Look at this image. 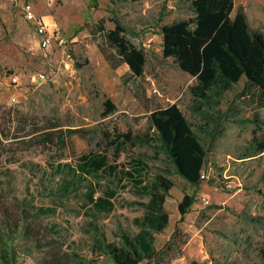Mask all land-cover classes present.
<instances>
[{"label":"rangeland","instance_id":"rangeland-1","mask_svg":"<svg viewBox=\"0 0 264 264\" xmlns=\"http://www.w3.org/2000/svg\"><path fill=\"white\" fill-rule=\"evenodd\" d=\"M25 1L32 2L33 11L50 30L65 37L66 46L40 47L35 23L22 12ZM235 2L232 17L243 8L252 31L264 35V0ZM189 18H193L189 0H0V227L7 219L6 210L18 213V203L53 207L56 214L44 217L43 223L57 225L66 245L94 264H114L96 251L95 240L105 238L119 244L123 233L135 237L140 231L136 220L145 214L138 202L149 198L136 194L129 177L120 184L103 172L100 179L86 177L87 184L100 185L96 198L107 190H117L110 212L98 211L89 203L87 188L61 199L50 191L61 181L58 166L70 163L76 167L85 154H107L109 163L119 166L118 173L133 171L134 163L143 160L150 177L167 164L165 156L155 159L154 150L147 145L122 146L118 154L116 146L107 147L104 132L131 131L143 138L152 134L151 113L174 104L189 120L197 121L191 114L190 88L195 80L173 58L164 57L161 31L165 25ZM116 21L124 25L128 39L147 54L142 77H135L128 65L115 68L107 60L106 54L113 51L103 32L114 29ZM39 73L46 75L45 81L38 80ZM13 74L19 77V87L11 83ZM235 93L226 96L223 108L235 104L244 108L242 117H253L254 108L236 100ZM108 100L117 108L105 118ZM260 117L264 120V109ZM53 122L64 130L84 131L66 138L63 148L19 143ZM253 129L251 123H226L223 138L208 155L207 177L197 202L183 221L179 204L195 188L177 174L171 177L175 186L165 204L170 225L154 234V245L161 249L177 227L189 243L185 255L170 264H214L213 259L227 264H264V159L240 161ZM45 187L49 189L45 191ZM17 260V264H35L23 255Z\"/></svg>","mask_w":264,"mask_h":264},{"label":"trees","instance_id":"trees-1","mask_svg":"<svg viewBox=\"0 0 264 264\" xmlns=\"http://www.w3.org/2000/svg\"><path fill=\"white\" fill-rule=\"evenodd\" d=\"M112 1L115 3V0ZM189 4L192 19L165 25L161 31L164 57L173 58L179 69L195 80L190 88L193 97L191 114L197 121L189 120L174 104L151 113L149 129L152 134L146 133L143 138L131 131L116 135L104 132L107 147L116 146L118 154L122 146L147 145L154 150L155 159L165 156L163 160L168 165L159 167L157 174L150 177L149 166L143 160H137L133 171L118 173L119 166L109 163L107 154H85L78 158L76 167L70 163L58 166L61 181L57 189L50 191L61 199L77 195L87 188L89 203L98 211L110 212L115 207L113 198L117 190H107L96 198L100 185L87 184L86 177L100 179L99 174L103 172L113 175L120 184L124 183L125 177H129L136 194L149 198L146 202H138L145 214L141 220H136L140 231L135 237L123 233L119 244L105 238L95 240L96 251L99 250L114 264H170L185 255L189 239L185 238L180 227L175 229L171 239L161 249H156L154 245V234L164 232L170 225L165 204L175 186L171 177L177 174L195 188L194 193L184 194L179 204L183 221L197 202L198 190L204 183L202 176L208 155L217 141L223 138L226 123L233 122L237 126L251 123L255 127L252 140L241 151L240 161L264 159V120L260 117L264 109V35L252 31L243 8L232 17L235 0H189ZM101 28L104 31V27ZM103 36L113 51V54H106L107 60L115 68L125 64L135 77L144 76L147 54L128 39L120 21H116L114 29L104 31ZM239 85L242 86L237 89ZM232 92H236V100L254 108L253 117H242L244 108L235 104L223 108L226 96ZM105 106L103 114L107 118L117 107L110 100L105 102ZM83 131L72 127L64 130L53 122L46 129H35L19 143L63 148L66 138ZM29 136L30 139L26 140ZM262 177L264 179V172ZM48 189L45 187L44 190ZM17 207L18 213L6 210L7 219L0 227V264H17L20 255L31 257L35 264L95 263L84 260L66 245L57 225L43 223L44 217L56 214L55 208L38 207L29 201L18 203ZM212 261L214 264H227L216 259Z\"/></svg>","mask_w":264,"mask_h":264},{"label":"built area","instance_id":"built-area-1","mask_svg":"<svg viewBox=\"0 0 264 264\" xmlns=\"http://www.w3.org/2000/svg\"><path fill=\"white\" fill-rule=\"evenodd\" d=\"M33 4L31 1L24 2L22 7V12L25 15L26 19L28 21H32L35 23V27L37 30V33L40 37L39 44L40 47L44 50L51 49L54 45L58 47H64L66 46V39L61 35V33H58V31L50 30L46 25L45 22L42 20V18H39L35 12L33 11ZM11 83L14 87L20 86L19 77L17 75H11ZM38 80L45 81L46 75L39 73L37 75ZM16 102V100L14 99ZM207 175L204 172L202 179H206Z\"/></svg>","mask_w":264,"mask_h":264}]
</instances>
